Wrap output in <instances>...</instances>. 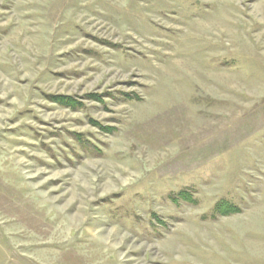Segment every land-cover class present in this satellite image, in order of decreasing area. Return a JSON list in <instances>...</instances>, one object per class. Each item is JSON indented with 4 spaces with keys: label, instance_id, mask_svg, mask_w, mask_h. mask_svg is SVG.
<instances>
[{
    "label": "rangeland",
    "instance_id": "1",
    "mask_svg": "<svg viewBox=\"0 0 264 264\" xmlns=\"http://www.w3.org/2000/svg\"><path fill=\"white\" fill-rule=\"evenodd\" d=\"M0 264H264V0H0Z\"/></svg>",
    "mask_w": 264,
    "mask_h": 264
}]
</instances>
